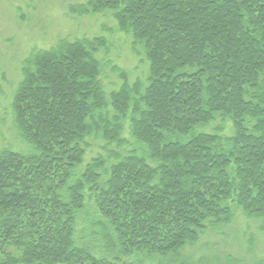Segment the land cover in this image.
Listing matches in <instances>:
<instances>
[{
  "label": "trees",
  "instance_id": "1",
  "mask_svg": "<svg viewBox=\"0 0 264 264\" xmlns=\"http://www.w3.org/2000/svg\"><path fill=\"white\" fill-rule=\"evenodd\" d=\"M67 12H108L147 75L112 67L120 85L107 93L103 37L22 62L11 110L28 150L0 149V264H243L181 252L234 209L264 231V0H86ZM90 139L106 154L84 163Z\"/></svg>",
  "mask_w": 264,
  "mask_h": 264
},
{
  "label": "rangeland",
  "instance_id": "2",
  "mask_svg": "<svg viewBox=\"0 0 264 264\" xmlns=\"http://www.w3.org/2000/svg\"><path fill=\"white\" fill-rule=\"evenodd\" d=\"M86 0H0V149L26 153L28 146L18 137L13 125L11 103L13 94L22 80L21 64L33 50H46L61 39H91L103 37L108 48L99 52L97 58L102 64L101 81L109 93L120 85L118 74L111 68L123 70L130 81L144 79L148 65L136 54L129 37L116 31V23L108 12L95 16H77L67 12L70 5L84 3ZM219 120L205 127L211 132ZM224 134L232 135L229 122L224 124ZM124 137L131 149L133 140L126 131ZM84 163L106 154L104 141L89 140ZM112 151H122L115 145ZM93 206V203L91 204ZM90 205V206H91ZM92 215V211L89 213ZM260 221L247 218L239 209H234V218L229 225L209 229L200 235L199 240L187 245L181 255L189 262L200 259H217L221 263L227 256L241 260L243 264L264 263V231L259 229ZM78 231L85 229L80 238L88 234V227L77 225ZM143 264H157V260L143 261Z\"/></svg>",
  "mask_w": 264,
  "mask_h": 264
}]
</instances>
